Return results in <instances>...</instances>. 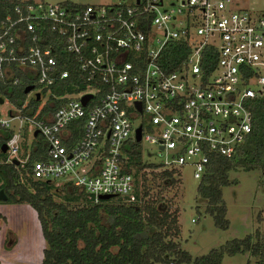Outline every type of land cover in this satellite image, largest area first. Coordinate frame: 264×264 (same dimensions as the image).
Returning a JSON list of instances; mask_svg holds the SVG:
<instances>
[{
    "label": "built area",
    "instance_id": "obj_1",
    "mask_svg": "<svg viewBox=\"0 0 264 264\" xmlns=\"http://www.w3.org/2000/svg\"><path fill=\"white\" fill-rule=\"evenodd\" d=\"M26 84L20 101L0 92L5 159L24 166L38 138L33 178L135 201L130 142L155 146L159 172L178 179L186 164L199 179L245 139L264 92V14L239 0H0V86Z\"/></svg>",
    "mask_w": 264,
    "mask_h": 264
},
{
    "label": "trees",
    "instance_id": "obj_2",
    "mask_svg": "<svg viewBox=\"0 0 264 264\" xmlns=\"http://www.w3.org/2000/svg\"><path fill=\"white\" fill-rule=\"evenodd\" d=\"M170 51L175 52V49ZM0 92L7 93L15 101L22 100L25 94L20 85L0 86ZM251 102V130L236 146L233 156H216L211 160L196 185V195L205 202L204 211L220 227L227 225L222 220L224 205L221 197V187L229 183L227 170L233 166L244 169L258 166L264 170V97H255ZM9 133V129L0 128V144ZM38 141V138L31 141L24 166L7 161L0 150V188L6 194L0 201L25 202L35 210L45 243L38 264H188L189 253L169 235L171 229L175 233L178 229L176 216L167 209H160L149 201L142 205L127 202L121 196L94 200L87 198L72 183L64 182L58 186L48 180L33 178L29 163L39 156ZM23 146L26 150L25 143ZM130 148L128 162L135 167L143 166L139 144L130 142ZM160 175L168 183L177 181L170 171L162 170ZM224 251H245L259 264H264V235L247 233L231 238L224 245L195 256L191 262L221 264Z\"/></svg>",
    "mask_w": 264,
    "mask_h": 264
},
{
    "label": "rangeland",
    "instance_id": "obj_3",
    "mask_svg": "<svg viewBox=\"0 0 264 264\" xmlns=\"http://www.w3.org/2000/svg\"><path fill=\"white\" fill-rule=\"evenodd\" d=\"M36 3L67 1L73 3H107L111 0H31ZM239 4L264 14V0H239ZM255 87V85H252ZM264 87V84H263ZM29 95L26 94V97ZM264 97V92H263ZM12 108L3 98L0 113ZM133 123L143 118L140 113L130 115ZM141 167H135L137 189L141 196L134 202L142 205L152 202L160 209H167L176 216L175 233L170 237L190 255L188 264L195 256L206 253L212 247H220L234 237L247 233L264 235V170L258 166L244 169L230 167L227 172L229 183L221 187L224 205L222 220L226 227H220L213 217L204 211L205 202L196 195L197 178L191 174L189 165L179 168V178L168 183L159 170L148 162L162 160L153 144L139 141ZM148 164H147V163ZM55 185V184H53ZM61 185V184H56ZM63 190H60L62 192ZM58 199V197H55ZM125 201V200H124ZM198 206V209L196 208ZM44 239L35 210L25 202L0 201V262L3 264H38L42 256ZM161 264V263H154ZM170 264V263H167ZM180 264H187L181 262ZM221 264H259L248 252H227L221 256Z\"/></svg>",
    "mask_w": 264,
    "mask_h": 264
},
{
    "label": "water",
    "instance_id": "obj_4",
    "mask_svg": "<svg viewBox=\"0 0 264 264\" xmlns=\"http://www.w3.org/2000/svg\"><path fill=\"white\" fill-rule=\"evenodd\" d=\"M32 87V84H26V85H24L23 86V92H26V91H28L30 88ZM33 95H34V93H33ZM87 96H89V94H84V95H82V97H81V100L84 102V100L86 99V97ZM2 100V98H1V96H0V101ZM139 129H140V126L138 125L136 128H135V139L137 140L138 138H139ZM36 133V130H34L33 131V134H35ZM0 150L2 151V152H4V150H5V143L4 142H2L1 144H0ZM12 163H14V164H16L17 163V159L16 158H12ZM110 196H112L111 194H108V193H105V194H99L98 195V198H108V197H110ZM5 197H6V194L4 193V191H3V189L2 188H0V199H5Z\"/></svg>",
    "mask_w": 264,
    "mask_h": 264
}]
</instances>
